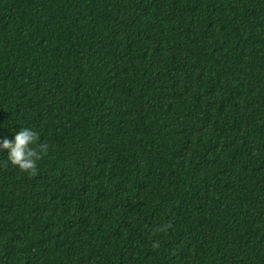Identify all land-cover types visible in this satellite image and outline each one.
Returning a JSON list of instances; mask_svg holds the SVG:
<instances>
[{
  "label": "trees",
  "instance_id": "trees-1",
  "mask_svg": "<svg viewBox=\"0 0 264 264\" xmlns=\"http://www.w3.org/2000/svg\"><path fill=\"white\" fill-rule=\"evenodd\" d=\"M22 128L49 150H0V264H264V0H0Z\"/></svg>",
  "mask_w": 264,
  "mask_h": 264
},
{
  "label": "clouds",
  "instance_id": "clouds-1",
  "mask_svg": "<svg viewBox=\"0 0 264 264\" xmlns=\"http://www.w3.org/2000/svg\"><path fill=\"white\" fill-rule=\"evenodd\" d=\"M0 150H7V160L5 167L10 161L15 167H18L22 172L36 175L38 171V161L44 155H47L49 146L46 143L40 142L39 134L31 128H22L16 133L15 139L4 138L0 141ZM172 227L171 222L157 229L158 232H167ZM160 247L159 241L152 244L153 249Z\"/></svg>",
  "mask_w": 264,
  "mask_h": 264
}]
</instances>
